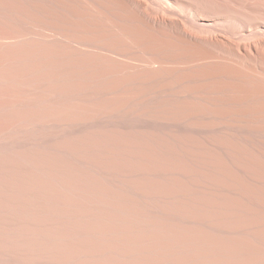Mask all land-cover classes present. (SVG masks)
I'll use <instances>...</instances> for the list:
<instances>
[{
  "label": "rangeland",
  "instance_id": "obj_1",
  "mask_svg": "<svg viewBox=\"0 0 264 264\" xmlns=\"http://www.w3.org/2000/svg\"><path fill=\"white\" fill-rule=\"evenodd\" d=\"M18 1L20 2V4ZM52 1L54 2L49 5L47 4V6L41 4L39 0H30L31 3H36V6L38 4L42 5L40 11L38 10L40 9L39 6H37L38 9L35 6V9H37L36 14L32 11L31 8L29 9L30 6H34L33 3L32 5L31 3H29L30 5H27L23 0H0V2H2V5L0 3V24H8L7 27H5L4 25H1L2 27L0 26V29L2 28L0 30L2 31L0 32V264H178L181 261L183 262H181L180 264H195L199 260V262L202 263L198 264H226L227 261H229L228 264H239L240 262V264H264V258H261L264 257V210L259 208L263 205L261 202L264 203V188L258 189V187L250 186L248 184L244 185L240 181L241 177L239 176V174L235 175V173L231 172V170L229 169L233 168L232 165L234 163H241L237 165H241L243 167L245 166L246 169L248 168L251 171H253L254 169L255 174L258 177L262 176L261 178H263V159L260 162H253L247 157H240L239 154L234 153V151L231 152L235 156V159H232V163L234 160L236 161L233 164L228 163L227 161H225L224 155L220 157L216 153L202 151L193 143V140L189 136L178 131L170 132V127L164 125L165 127H167L165 128L164 126H161L163 124H159V120H163L164 122L165 120H170L168 122H175L174 124H177L178 122L192 123L191 121L196 122L199 120H204L203 118H200L202 114L207 115L210 121L213 122L217 119L220 120L219 116L213 118L214 113H221L222 115H224V117H222L223 121L235 122L237 119L236 122L238 123H243L245 121L247 123H251V125H253L256 130L259 129L261 131H264V109L262 111V108H264L262 106L264 105V98H256V100L252 99L251 101H248L249 103L244 102L241 99V104H230V101L232 99H236L235 91L231 89L230 86L233 82H230V80H224V84L226 85L224 86V89L221 90V92L223 93L219 94V97L221 96L224 100L227 99V102H229V104H223L222 109H220V107H211L206 97L209 96L208 99L211 97L209 90L211 89L210 84L212 83V81L209 78L200 81V79L196 77L204 76L202 74L208 75L207 70H204L206 67L199 64V62L201 63V57H197L201 56V54L196 49L186 47L185 45L180 44L176 41H158L150 32L139 28L135 22L133 23L129 21V16L126 13L111 7L110 3L109 7L111 8V14L112 12L114 14H109V18L117 22L119 21L118 23L125 25L127 28H130L131 32L133 31V33H131L126 41H123V43L125 42L124 44H117L116 40L114 39L113 41L110 40L109 42H106L101 38V36H99L98 33H87L89 31H87V29L85 30V28H87V23L89 22V20L88 22H86L87 20L85 21L82 18L76 19L74 14L64 10L68 9L69 6L67 5V3L71 0H59L60 2L58 0ZM89 1L92 4L94 2V0ZM5 2L7 4H5ZM96 2L99 3V6L102 5V8L106 7L105 5H108L105 0H97ZM258 2L264 4V0H258ZM21 4H25L24 8L23 5L21 6ZM16 5H19L20 7H17ZM12 6H14V8ZM25 6L27 7V13L25 10ZM62 7L64 9H62ZM69 8H71V6ZM58 10L60 11V13ZM22 11L24 13H21ZM57 11L59 14L57 13ZM45 13L50 17H46V15H44ZM17 14L21 19L19 18V16L17 17ZM7 15L9 16L8 18ZM33 15H37V17L33 19ZM12 16L13 18H11ZM30 17L32 19H30ZM120 17L121 19H119ZM124 17L127 19H125ZM58 18L59 20H61V22L58 20ZM19 19L20 21H22L23 19L28 21L30 19L29 21L31 22V24H33L34 28L27 25H24V28ZM2 20L4 21L2 22ZM33 20H36L37 22ZM67 21L70 23V25ZM74 24L77 26H75ZM51 25L52 27H50ZM22 28L24 31H22ZM42 28L46 29L47 31L42 30ZM77 28H79L80 31ZM28 29L43 31L45 34L48 32L49 36L57 34L55 38L58 40V42L55 41V43H58V45H56L55 50H68L69 52H73L74 56H72L71 58L67 56V59L52 57L43 60L39 58L33 59L30 55L29 57L25 48L26 46L24 47L25 44L22 40H20L21 38L19 37L21 36V34H25L26 30ZM72 29H76L77 32L76 30L74 31ZM4 31H9V33H5ZM90 34L94 36L89 37ZM68 36H72L71 39ZM75 37H78L79 39H76ZM6 38H9L8 41ZM68 38L72 40V42L66 43L65 39ZM95 38L98 40H95ZM11 41L14 42L11 43ZM98 41L99 43H97ZM6 42L10 43L7 44ZM173 42L176 44H174ZM72 44H74L75 46ZM104 45H108L110 48L115 49L114 51H108L103 48ZM117 47L124 48L125 50L127 49V51L130 49L128 52L131 53H129V55L127 56L129 59L127 57H118L115 54ZM11 49L17 50V57L23 60V64H20V66L13 62L12 57L16 55H11ZM149 49H151V53L149 52L150 54L148 53ZM91 50L95 51L93 52ZM7 52L10 54H8ZM195 53L197 54V56ZM108 55L111 57H109ZM163 55H165V58ZM24 57L25 60L23 59ZM104 57L105 60L103 59ZM139 57H141L142 59ZM173 57L174 60L172 61ZM192 57L194 58L192 59ZM82 58H85V60H83ZM133 58H136V60H134ZM109 60L111 62H109ZM133 60L135 61V63ZM137 61H139L140 63ZM165 61H167L166 64L168 65H165ZM187 62L189 65L185 64ZM107 63H110L111 65ZM169 63L172 65L170 66ZM195 63H197L196 66ZM11 64L12 66H10ZM162 64L164 65L162 66ZM36 65L39 67H37ZM157 65H159L160 68H158ZM172 66L173 68H175L173 69ZM181 66H183V68H185L186 66V69L184 70ZM113 68H115L116 70L119 69L117 70V73ZM71 69L73 70V72L71 71ZM191 69L194 70L195 73H193L194 71H192ZM109 70H114V72L111 73H115L117 74V76L113 78L110 75ZM51 72L54 74H52ZM60 72L63 73L60 74ZM64 72L66 75L64 74ZM196 72L198 73L196 74ZM199 72L201 73L199 74ZM78 73L85 76L87 75L88 77L89 75H98V77L102 78V80L100 79V81L98 80L97 82H93L90 84L88 82L89 87L91 88L92 86L91 89L103 88L106 87V85H114L119 89L124 88V90H129L130 92L134 89L133 92L135 91V95L138 94V96H141V98L144 100H141V103L134 102L128 104L127 106H125L124 104V108L120 104H116L114 106H106L103 105L102 102H98L97 104H95L84 101L83 99H87L91 95H87L85 93H82L83 95L80 94L81 91L78 89L77 85L78 79L74 80L72 77L73 74ZM155 73L159 74V76ZM186 74L189 75L187 76ZM19 77L22 79L20 80ZM179 80H181L182 82ZM22 84L25 86H22ZM68 87L71 88L69 89ZM14 88H16V90ZM76 88L78 89V91L75 90ZM24 89L31 90L34 92V94L36 93V104H31L26 100L28 99V96L26 95ZM186 89H188V91ZM139 90L140 92H138ZM192 90L195 92V95ZM159 91H161L160 94ZM168 91H170L171 93H168ZM206 91H208L207 94H205ZM166 92L170 96H166ZM16 94L18 95L16 96ZM199 96L202 97L200 98ZM51 97L55 98L53 99ZM10 98L13 100H11ZM66 98H69V100H67ZM240 98L241 97H239V99ZM75 102L77 105L75 104ZM84 102H86L85 105ZM190 102L193 105H191ZM254 102L256 103L254 104ZM46 103L49 106L46 105ZM250 107L252 109H250ZM205 111L208 113H206ZM190 112L193 113V115ZM103 114H105V116H109V118L113 120H116L115 122H120L124 119L130 121L132 119L134 124L132 125V127L134 126L135 128L131 129V127H129V124H131L132 121L131 123L129 122V126L126 124L124 126V123L121 125L124 126V128L127 126V129H108L104 128L103 126L93 125L97 123V121H100V118L104 117ZM162 114L165 116V118ZM258 114H260L261 116ZM232 116L235 117V119ZM157 118L159 122L155 121ZM141 123H147L153 125L154 127L156 126L155 128H157V125H159V128L161 129L159 131L156 129L152 132L148 130V132L144 131L145 133H141V131L143 130L139 127V124ZM154 123L156 125H154ZM162 128H165L164 131L162 130ZM209 137H211V139H214V137L211 135ZM54 144L58 145L55 146ZM50 145L52 147H50ZM152 146L155 148L153 149ZM225 146H227L226 149L230 148L232 149V151L235 148L239 149L240 147L239 145L233 144L230 140L228 142H225ZM241 149L242 147H240V150ZM197 155L200 156L198 157ZM219 158L224 159L220 160ZM195 160L197 163L195 162ZM218 162H220L221 165ZM250 162L252 163L250 164ZM252 164L256 167H253ZM130 167L131 169H129ZM193 167L196 168L195 171ZM227 170H229V172L231 173L229 174ZM194 172H196L197 174ZM259 172H261L262 174ZM227 173L230 176H228ZM258 174L261 175L259 176ZM224 176H226L228 179ZM218 177L219 179L217 180ZM109 178L113 181V185L111 183L112 181ZM193 180H196V183ZM232 182L234 185L232 184ZM114 185L117 186L115 187ZM220 186H222V188ZM233 187L235 188V191ZM236 187L239 189H237ZM188 191L190 193H188ZM224 192L228 193L230 196L228 194H224ZM234 193L236 196L234 195ZM205 194H207L208 196ZM219 194L222 195V198ZM218 195L220 197H218ZM246 197L248 198V200ZM229 198L232 202L231 204ZM213 199L215 200L213 201ZM259 199L260 201H258ZM226 200L227 202H225V205L223 204V201ZM218 203L220 206H217ZM227 204L230 206L228 207ZM248 204H250L251 207ZM222 205H225L224 208ZM246 205L248 210L244 211V209H246ZM159 209L162 210V212ZM217 210H219L220 212ZM169 211L172 212L170 213ZM220 215H222L223 217ZM257 216L260 218H258ZM164 221H168V223H165ZM242 222L243 224H241ZM241 226H248V228L250 227L249 230L253 232H250L247 227L242 228ZM229 227H233L234 229H231ZM174 228L177 229L175 230ZM178 228L183 231L179 230ZM185 228H187L188 232L187 230H185ZM261 228L263 229L261 230ZM183 232L190 234L184 235ZM175 234H178V236H176ZM241 234L243 235V237ZM179 235H184V238ZM187 235L189 238H187ZM245 236L248 238L251 237L249 241H247L248 238L246 239ZM176 237H180L178 238L179 240ZM219 238L220 240L218 241L217 239ZM209 239L213 242H211ZM241 239H243V241H241ZM234 240L236 241V243L234 242ZM247 242L250 246L247 244ZM202 244L204 245L202 246ZM229 244L231 246H229ZM251 245L253 247H251ZM246 246L251 248H248V251H246ZM241 247H243V250L241 249ZM255 247H257V252H255ZM240 249L241 251H239ZM251 249L252 251L254 249V252H252ZM260 249L263 253L260 252ZM233 251L236 253H234ZM246 253L248 254V256ZM256 253H258V256ZM181 254L183 256H181ZM184 254L187 255L186 257L188 258V260H186ZM176 256L178 258L182 257L180 261ZM216 256H219L220 259H218ZM196 257H200V259L198 260V258ZM226 258L229 260H227ZM177 259L179 262L177 261ZM208 259H210V261ZM237 259L240 260V262L235 261ZM242 259L244 260L242 261ZM250 259L251 261H253L251 262ZM206 260H208V262ZM231 260L234 262H231Z\"/></svg>",
  "mask_w": 264,
  "mask_h": 264
},
{
  "label": "bare ground",
  "instance_id": "obj_2",
  "mask_svg": "<svg viewBox=\"0 0 264 264\" xmlns=\"http://www.w3.org/2000/svg\"><path fill=\"white\" fill-rule=\"evenodd\" d=\"M3 1V0H2ZM5 1V0H4ZM16 1V0H15ZM27 5L30 2V0H23ZM35 1V0H33ZM59 1V0H58ZM93 1V0H92ZM97 0H94L93 4L90 3L89 0H71L70 2L67 3V5L71 8L68 7V9H64L62 7V9H64L65 11L69 12V13H72L74 14L75 18H82L83 20H87L86 22H89L87 23V28H85V30L87 29V33H98L99 36H101V38L104 40V41H110L113 39L116 40V43L117 44H120V43H123V41L127 40L129 38V36L131 35V33H133V31L131 32L130 28H127L125 25L123 24H120L118 23L117 21H114L113 19H110L109 18V14H111V8L109 7V3L111 4V7H113L114 9L116 8V10H119V11H122L124 13H126L128 16H129V21L131 22H135L139 28L147 31V32H150L158 41H164V40H168L169 42L171 41H176V42H179L180 44H183L185 45L186 47H189V48H193V49H196L200 54L201 56L197 57V58H200L201 57V63L199 62V64L201 66H205L206 68L204 69L205 71L207 70V74H202L204 76H196L197 78L201 80H206V79H210L212 81V83L210 84V87L211 89L209 90V93H210V98L207 100L209 101V104L211 105V107H215V108H219L222 109L223 108V104H226L229 102H227V99L224 100L221 96L219 97V94L223 93L221 92V90L224 89V86L226 84H224V80H230V82H233L230 86H231V89H233L235 91V95H236V99H232L230 102V104H241V99L244 101V102H248V101H251L252 99H255L256 98H264V4L261 3V2H258V0H201V1H197V0H105L107 2L108 5H105L106 7L102 8V5L101 8L100 6L98 5L99 3L96 2ZM103 1V0H102ZM8 2V1H7ZM19 2V1H18ZM17 2V3H18ZM39 2L41 4H44V5H49L51 4L52 0H39ZM60 2V1H59ZM1 5H2V2H0ZM33 3V2H32ZM31 3V5H32ZM73 3V5H72ZM5 4H7L5 2ZM20 4V2H19ZM34 4V3H33ZM36 4V3H35ZM34 6H28L29 9L31 8L33 12L36 13V10L38 9L37 6H39L40 9H38L39 11L41 10L42 8V5H35ZM60 4V3H58ZM57 4V5H58ZM106 4V3H105ZM23 4H21L22 6ZM25 5V4H24ZM24 5H23V8H24ZM30 5V4H29ZM47 5V6H48ZM57 5H56V8H57ZM10 6V5H9ZM17 6V5H16ZM19 6V5H18ZM17 6V7H18ZM35 6L37 9H35ZM51 6H54V5H51ZM73 6V7H72ZM76 6V8H75ZM14 8V6H12ZM20 7V6H19ZM60 7V6H58ZM8 8V7H6ZM26 6H25V10H26ZM55 8V7H54ZM67 8V7H65ZM22 10V9H21ZM55 10V9H54ZM18 11V10H16ZM45 11V9H44ZM42 11V12H44ZM49 11V10H48ZM59 11V10H58ZM57 11V13H58ZM50 12V11H49ZM53 12V11H52ZM4 13V12H3ZM13 13V12H12ZM17 13V12H16ZM21 13H24L23 11ZM26 13H27V10H26ZM54 13V12H53ZM60 13V11H59ZM58 13V14H59ZM31 14V13H30ZM37 14V13H36ZM42 14V13H41ZM49 14V13H48ZM63 14V13H62ZM114 13L112 12L111 15H113ZM2 15V14H1ZM4 15V14H3ZM14 15V14H13ZM46 15V17H48L49 15H47L46 13L44 14ZM121 15V13H120ZM11 16V15H10ZM19 15L17 14V17ZM24 16V15H23ZM39 16V15H38ZM54 16V15H53ZM58 16V15H57ZM73 16V15H71ZM9 16L7 15V18ZM33 19H35L37 17V15H33ZM50 17V16H49ZM61 17V16H60ZM117 17V16H116ZM123 17V16H122ZM13 18V16L11 17ZM20 18V16H19ZM40 18V17H39ZM53 18V17H52ZM85 18V19H84ZM87 18V19H86ZM113 18V17H112ZM125 18V17H124ZM15 19V18H14ZM21 19V18H20ZM19 19V21H20ZM30 19H32L30 17ZM29 19V20H30ZM57 19V18H56ZM62 19V18H61ZM73 19V18H72ZM121 19V17L119 18ZM127 19V18H125ZM26 21V20H22L20 21L22 24H23V27L24 25H27V26H31L33 27V24H31L30 21ZM37 20V19H36ZM36 20H33L35 22H37ZM39 20V19H38ZM59 20V18H58ZM66 20V18H65ZM64 20V21H65ZM4 20H2L3 22ZM32 21V22H33ZM44 21V20H43ZM61 22V20H59ZM70 21V20H69ZM78 21V20H77ZM123 21V20H122ZM30 22V23H29ZM68 22V21H67ZM82 22V21H80ZM18 23V21H17ZM16 23V24H17ZM20 23V25H21ZM54 23V22H53ZM52 23V25H53ZM58 23V22H57ZM64 23V22H63ZM69 23V22H68ZM79 23V22H78ZM84 23V21H83ZM6 24V23H5ZM56 24V23H55ZM62 24V23H61ZM86 24V23H85ZM125 24V22H124ZM1 25H4L3 24H0ZM8 24L4 25L5 27H7ZM11 25V24H10ZM46 25V24H45ZM52 25L50 27H52ZM60 25V24H59ZM70 25V23H69ZM72 25V24H71ZM75 25V24H74ZM63 26V25H62ZM61 26V27H62ZM65 26V24H64ZM77 26V25H75ZM81 26V25H80ZM2 27V26H1ZM10 27V26H8ZM21 27V26H20ZM60 27V26H59ZM83 27V26H82ZM25 28V27H24ZM34 28V27H33ZM40 28V27H39ZM45 28V27H44ZM42 28V30H45L47 31L46 29ZM56 28V27H54ZM58 28V27H57ZM71 28V27H70ZM132 28V27H131ZM2 29V28H1ZM0 29V30H1ZM5 29V28H4ZM3 29V30H4ZM17 29V28H16ZM21 29V28H20ZM79 29V28H77ZM140 29V30H141ZM12 30V29H11ZM14 30V29H13ZM60 30V29H59ZM65 30V28H64ZM72 30H76V29H72ZM135 30V29H134ZM138 30V28H137ZM10 31V30H9ZM9 31H6L9 33ZM16 31V30H15ZM22 31L23 28H22ZM54 31V30H53ZM69 31V30H68ZM80 31V29H79ZM83 31V30H82ZM2 32V31H0ZM5 32V31H4ZM5 32V33H6ZM17 32V31H16ZM51 32V31H50ZM60 32V31H59ZM62 32H63V29H62ZM77 32V30H76ZM84 32V31H83ZM137 32V31H136ZM86 33V31H85ZM146 33V32H145ZM47 34V35H46ZM44 33L43 31H38V30H26L25 34H21V36H19L23 42H24V47L26 48V51L28 53V56L30 55L33 59H36V58H39V59H48V58H54V57H59V58H66L67 56L69 58H71L72 56H74V53L73 52H69L68 50H64V51H56L55 50V47L56 45H58V43L56 44V42H58V40L55 38V35H51L49 36L48 35V32L47 33ZM52 34V33H50ZM69 34V33H68ZM4 35V34H3ZM12 35V34H10ZM17 35V34H16ZM20 35V34H19ZM65 35V34H64ZM80 35H81V32H80ZM87 35V34H86ZM89 35V34H88ZM142 35V34H141ZM144 35V34H143ZM152 35H149V36H152ZM74 36V35H72ZM71 36V37H72ZM85 36V35H84ZM91 36H94V35H91ZM145 36V35H144ZM1 37H2V33H1ZM69 37V36H68ZM71 37H69L71 39ZM88 37V36H87ZM4 38V37H3ZM11 38V37H10ZM14 38V37H13ZM12 38V39H13ZM65 38V37H64ZM65 39L66 43H70L72 42V40L70 39ZM76 38V37H75ZM78 38V37H77ZM76 38V39H77ZM82 38V37H81ZM100 38V39H101ZM141 38V37H140ZM139 38V39H140ZM143 38V37H142ZM147 38V37H146ZM7 39V38H6ZM9 39V38H8ZM7 39V41H8ZM17 39V38H16ZM60 39V37H59ZM62 39V38H61ZM73 39V38H72ZM75 39V40H76ZM79 39V38H78ZM88 39V38H87ZM132 39V38H131ZM135 39V38H134ZM93 40V39H92ZM91 40V41H92ZM95 40H98L95 38ZM2 41V40H1ZM10 41V40H9ZM21 41V42H22ZM85 41V40H84ZM88 41V40H87ZM94 41V40H93ZM100 41V40H99ZM99 41L97 43H99ZM5 42V41H4ZM14 41H11V43H13ZM20 42V43H21ZM22 42V43H23ZM86 42V41H85ZM84 42V43H85ZM128 42V41H127ZM126 42V43H127ZM153 42V41H152ZM165 42V41H164ZM7 44H9L8 42H6ZM88 43V42H87ZM90 43V41H89ZM113 43V42H111ZM125 43V42H124ZM123 43V44H124ZM137 43V42H136ZM149 43V42H148ZM174 43V42H173ZM6 44V45H7ZM75 44V43H74ZM72 44V45H74ZM104 44V43H103ZM138 44V43H137ZM160 44V43H159ZM169 44V43H168ZM171 44V43H170ZM176 44V43H174ZM178 44V43H177ZM1 45V44H0ZM4 45V44H3ZM23 45V44H22ZM68 45V44H67ZM80 45V44H78ZM99 45V44H98ZM111 45V44H110ZM115 45V44H114ZM135 45V44H134ZM140 45V44H139ZM179 45V44H178ZM75 46V45H74ZM92 46V45H91ZM102 46V45H101ZM116 46V45H115ZM118 46V45H117ZM123 46V45H122ZM170 46V45H169ZM11 47V46H10ZM20 47V46H19ZM60 47V46H59ZM83 47V46H82ZM99 47V46H97ZM96 47V48H97ZM129 47V46H127ZM152 47V46H151ZM166 47V46H165ZM16 48V47H14ZM86 48V47H85ZM104 49L106 50H111V51H114L115 48H110L108 45H104L103 46ZM139 48V47H138ZM168 48V46H167ZM174 48V46H173ZM8 49V48H7ZM95 49V48H94ZM98 49V48H97ZM122 49V50H120ZM172 49V48H171ZM179 49V48H178ZM10 50V49H9ZM78 50V49H77ZM76 50V51H77ZM130 50V49H129ZM128 50V51H129ZM138 50V49H137ZM151 49L148 50V53L150 52ZM165 50V49H164ZM168 50V49H167ZM20 51V50H19ZM75 51V52H76ZM86 51V49H85ZM93 51V50H91ZM95 51V50H94ZM93 51V52H94ZM127 49L125 50L124 48H118L116 49L115 51V54L118 56V57H127L129 55V53L131 52H128ZM140 51V50H139ZM156 51V50H155ZM170 51V50H169ZM172 51V50H171ZM179 51V50H178ZM192 51V50H191ZM81 52V51H80ZM84 52V51H83ZM106 52V51H105ZM146 52V51H145ZM167 52V51H166ZM1 53V52H0ZM8 53V52H7ZM6 53V54H7ZM20 53V52H19ZM108 53V52H107ZM141 53V52H140ZM151 53V52H150ZM149 53V54H150ZM193 53V52H192ZM198 53V55H199ZM5 54V53H4ZM10 54V53H8ZM7 54V55H8ZM17 54V50L15 49H11V55H16ZM94 54V53H93ZM96 54H99V53H96ZM103 54V53H102ZM109 54V53H108ZM155 54V53H154ZM173 54V53H171ZM170 54V55H171ZM176 54V53H175ZM185 54V53H184ZM189 54V53H188ZM194 54V53H193ZM196 54V53H195ZM25 55V54H24ZM23 55V56H24ZM91 55V54H90ZM101 55V54H100ZM142 55V54H141ZM159 55V54H157ZM168 55V53H167ZM183 55V54H182ZM19 56V55H18ZM22 56V55H21ZM29 56V57H30ZM88 56V55H86ZM109 56V55H108ZM138 56V55H137ZM146 56V55H145ZM162 56V55H161ZM164 58H165V55H163ZM173 56V55H172ZM171 56V57H172ZM175 56V55H174ZM197 56V54H196ZM1 57V56H0ZM77 57V56H76ZM92 57V56H91ZM97 57V56H95ZM111 57V56H109ZM143 57V56H142ZM147 57V56H146ZM157 57V56H156ZM154 57V58H156ZM160 57V56H159ZM168 57V56H167ZM184 57V56H183ZM3 58V57H2ZM6 58V57H5ZM68 58V60H69ZM75 58V57H74ZM80 58H81V55H80ZM88 58V57H87ZM94 58V57H93ZM128 58V57H127ZM141 58V57H139ZM161 58V57H160ZM163 58V59H164ZM186 58V57H185ZM189 58V57H188ZM194 57H192L193 59ZM7 59V58H6ZM10 59V58H9ZM13 59V62L16 63L18 66H20V64H23V60L21 58H18L17 55L16 56H13L12 57ZM11 59V60H12ZM25 60V57L23 58ZM67 59V58H66ZM83 59V58H82ZM92 59V58H91ZM101 59V57H100ZM99 59V60H100ZM105 60V57L103 58ZM129 59V58H128ZM131 59V58H130ZM134 59V58H133ZM142 59V58H141ZM40 60V61H42ZM56 60V59H55ZM72 60V59H71ZM74 60V59H73ZM85 60V58L83 59ZM95 60V59H93ZM116 60V59H115ZM127 60V59H126ZM136 60V58L134 59ZM133 60V61H134ZM166 60V59H165ZM174 60V57L172 58V61ZM199 60V61H200ZM7 61V60H5ZM29 61V60H28ZM27 61V62H28ZM61 61V60H60ZM81 61V59H80ZM101 61V60H100ZM103 61V60H102ZM118 61V60H117ZM124 61V59H123ZM131 61V60H129ZM146 61V60H145ZM171 61V63H172ZM181 61V60H180ZM192 61V60H191ZM190 61V62H191ZM195 61V60H194ZM3 62V61H2ZM71 62V61H70ZM74 62V61H73ZM109 62H111L109 60ZM119 62V61H118ZM139 62V61H137ZM151 62V60H150ZM153 62V61H152ZM155 62V61H154ZM161 62V61H160ZM167 61H165V65H168L166 64ZM170 62V60H169ZM186 62V61H185ZM193 62V61H192ZM196 62V61H195ZM7 63V62H6ZM10 63V62H9ZM38 63V62H37ZM60 63V62H59ZM67 63V62H66ZM65 63V64H66ZM98 63V61H97ZM125 63V62H124ZM130 63V62H129ZM128 63V64H129ZM135 63V61H134ZM140 63V62H139ZM158 63V61H157ZM162 63V62H161ZM163 63H164V60H163ZM180 63V62H179ZM3 64V63H2ZM32 64V63H31ZM49 64V63H47ZM54 64V63H53ZM77 64V63H76ZM79 64V63H78ZM90 64V63H89ZM109 65H111L110 63H107ZM114 64V63H113ZM118 64V63H116ZM123 64V63H122ZM127 64V65H128ZM148 64V63H147ZM170 64V63H169ZM183 64V62H182ZM185 64H188L185 63ZM191 64V63H190ZM197 63H195V66H196ZM102 65V64H101ZM135 65V64H134ZM133 65V66H134ZM164 64H162L163 66ZM172 64H170L171 66ZM175 65V63H174ZM173 65V66H174ZM189 65V64H188ZM8 66V65H7ZM12 66V64L10 65ZM37 66V65H36ZM43 66V65H42ZM48 66V65H47ZM61 66V65H60ZM136 66V65H135ZM158 68H160L159 65H157ZM172 66V68H173ZM187 66V65H186ZM186 66L185 68H183V66H181L184 70L186 69ZM198 66V65H197ZM15 67V66H14ZM31 67V66H29ZM39 67V66H37ZM41 67V65H40ZM45 67V66H44ZM64 67V66H63ZM77 67V66H76ZM82 67V66H81ZM93 67V66H92ZM146 67V66H145ZM152 67V66H151ZM165 67V66H164ZM168 67V66H167ZM190 67V66H189ZM188 67V68H189ZM53 68V67H52ZM55 68V67H54ZM69 68V67H68ZM150 68V67H149ZM154 68H157V67H154ZM162 68V67H161ZM171 68V69H172ZM175 68V67H174ZM173 68V69H174ZM187 68V69H188ZM40 69V68H39ZM59 69V68H58ZM107 69V68H106ZM110 69V68H109ZM115 69V68H113ZM125 69V68H124ZM143 69V68H142ZM151 69V68H150ZM153 69V68H152ZM14 70V69H13ZM19 70V69H18ZM57 70V69H56ZM62 70V69H61ZM60 70V71H61ZM82 70V69H81ZM99 70V69H98ZM104 70V69H103ZM119 70V69H117ZM117 70L115 69L116 73H117ZM159 70V69H158ZM165 70V68H164ZM178 70V69H177ZM192 70V69H191ZM203 70V69H201ZM17 71V70H16ZM21 71V70H20ZM30 71V70H29ZM54 71V70H53ZM71 71L73 72V70L71 69ZM106 71V70H105ZM110 71V70H109ZM129 71V70H128ZM150 71V70H149ZM153 71V70H152ZM194 71V70H192ZM192 71H186V72H192ZM198 71V70H196ZM33 72V71H32ZM44 72V71H43ZM83 72V71H81ZM111 72H114L113 71H110V75L115 78L117 76V74L115 73H111ZM120 72V71H119ZM139 72V71H138ZM161 72V71H160ZM168 72H171V71H168ZM173 72V71H172ZM185 72V73H186ZM202 72V71H201ZM199 72V74L201 73ZM14 73V72H13ZM18 73V72H17ZM52 73V72H51ZM63 73V72H60V74ZM68 73V72H67ZM106 73V72H105ZM104 73V74H105ZM108 73V74H109ZM150 73V72H149ZM183 73V72H181ZM195 73V71L193 72ZM198 72H196L197 74ZM203 73V72H202ZM54 74V73H52ZM65 74V72H64ZM84 74V73H83ZM97 74V73H96ZM99 74V73H98ZM119 74V73H118ZM121 74V73H120ZM142 74V73H140ZM151 74V73H150ZM156 74V73H155ZM163 74V73H162ZM195 74V75H196ZM28 75V74H27ZM32 75V74H31ZM39 75V74H37ZM66 75V74H65ZM100 75V74H99ZM123 75V74H122ZM125 75V74H124ZM153 75V74H152ZM159 76V74H156ZM161 75V74H160ZM171 75V74H170ZM174 75V74H173ZM180 75V74H178ZM187 76L189 74H186ZM194 75V76H195ZM206 75V76H205ZM19 76V74H18ZM139 76V75H138ZM165 76V75H164ZM183 76V75H182ZM71 77V76H70ZM69 77V78H70ZM73 79L74 80H77L78 83V89L81 91V95H83L82 93H85L87 95H91L89 96V98L87 99H83L84 101H88L89 103H95L97 104L98 102H102L103 105H106V106H114L116 104H120L121 106H123L125 104V106H127L128 104L130 103H134V102H139L141 103L140 101L141 100H144L141 98V96H138V94L135 95V91L133 92V90L130 92L129 90H124L123 89H119L117 88V86H108L106 85V87H103V88H98V89H91L89 87V84L90 83H93V82H97L98 80L100 81V79L102 80V78L98 77V75H89V77L86 75H81V74H73L72 75ZM98 77V78H97ZM125 77V76H124ZM156 77V76H155ZM162 77V76H161ZM167 77V76H166ZM177 77V76H176ZM184 77V76H183ZM190 77V76H189ZM20 78V77H19ZM23 78V76H22ZM20 78V80L22 79ZM63 78V77H62ZM61 78V79H62ZM65 78V77H64ZM97 78V79H96ZM111 78V79H113ZM122 78V77H121ZM134 78V77H133ZM140 78V77H139ZM192 78V77H191ZM54 79V78H53ZM72 79V78H71ZM110 79V78H109ZM127 79V78H126ZM137 79V78H136ZM142 79V77H141ZM150 79V77H149ZM148 79V80H149ZM171 79V78H170ZM186 79V78H185ZM198 79V80H199ZM52 80V79H51ZM106 80V79H105ZM119 80V79H118ZM117 80V81H118ZM209 80V81H210ZM36 81V80H35ZM66 81V79H65ZM71 81V80H69ZM127 81V80H126ZM134 81V80H133ZM143 81V80H142ZM176 81V80H175ZM181 81V80H179ZM24 82V81H23ZM50 82V80H49ZM89 82V84H88ZM111 82V81H109ZM114 82V81H113ZM144 82V81H143ZM154 82V81H153ZM157 82V81H156ZM182 82V81H181ZM76 83V82H75ZM85 83V84H84ZM87 83V84H86ZM104 83V82H102ZM139 83V82H138ZM145 83V82H144ZM180 83V82H179ZM64 84V83H63ZM71 84V83H70ZM95 84V83H94ZM127 84V83H126ZM140 84V83H139ZM181 84V83H180ZM229 84V83H228ZM73 85V84H71ZM110 85V84H109ZM116 85V84H115ZM172 85V84H171ZM188 85V84H186ZM205 85V84H204ZM203 85V87H204ZM207 85V84H206ZM22 86H25L22 84ZM74 86V85H73ZM72 86V87H73ZM202 86V85H201ZM209 86V85H208ZM19 87V86H17ZM31 87V86H30ZM36 87V86H35ZM50 87V86H49ZM66 87V86H64ZM75 87V86H74ZM95 87V86H94ZM187 87V86H186ZM227 87V86H226ZM42 88V86H41ZM45 88V87H44ZM69 88V87H68ZM71 88V87H70ZM69 88V89H70ZM139 88V87H138ZM202 88V87H201ZM16 90V88H14ZM21 89V88H20ZM26 89V88H25ZM24 89V90H25ZM38 89V88H37ZM62 89V88H61ZM78 89L76 88L75 90L78 91ZM137 89V88H136ZM135 89V90H136ZM168 89V88H167ZM185 89V88H184ZM205 89V88H204ZM230 89V90H231ZM1 90V89H0ZM7 90V89H6ZM10 90V89H9ZM18 90V89H17ZM44 90V89H43ZM59 90V89H58ZM65 90V89H64ZM63 90V91H64ZM138 90V89H137ZM181 90V89H180ZM188 91V89H186ZM191 90V89H190ZM198 90V88H197ZM203 90V89H202ZM55 91V90H53ZM62 91V92H63ZM72 91V90H71ZM79 91V92H80ZM196 91V90H195ZM233 91V92H234ZM7 92V91H6ZM16 92V91H15ZM14 92V93H15ZM57 92V91H56ZM140 92V90L138 91ZM137 92V93H138ZM174 92V91H173ZM176 92V90H175ZM179 92V91H178ZM184 92V91H183ZM192 92H194L192 90ZM13 93V94H14ZM20 93V92H19ZM25 93L26 95L28 96V99H26L29 103L33 104L35 103L36 99H35V94L33 91L31 90H25ZM41 93V92H40ZM45 93V92H44ZM143 93V92H142ZM161 93V91H159V94ZM168 93H171L170 91H168ZM166 92V96H170ZM208 91H206L205 94H207ZM71 94V92H70ZM79 94V95H80ZM173 94V93H172ZM180 94V93H179ZM189 94V92H188ZM226 94V93H225ZM15 95V94H14ZM18 94H16L17 96ZM78 95V94H77ZM140 95V94H139ZM178 95V93H177ZM175 95V96H177ZM194 95H195V92H194ZM193 95V96H194ZM234 95V96H235ZM53 96V94H52ZM68 96V95H67ZM76 96V95H75ZM144 96H145V93H144ZM158 96V94H157ZM162 96V95H161ZM13 97V96H12ZM42 97V96H41ZM147 97V96H146ZM182 97V96H181ZM197 97V95H196ZM200 97V96H199ZM202 97V96H201ZM200 97V98H201ZM227 97V96H226ZM232 97V96H231ZM239 97H241L239 99ZM16 98V97H15ZM51 98H55V97H51ZM72 98V97H71ZM78 98V97H77ZM83 98V97H82ZM176 98V97H175ZM179 98V97H178ZM205 98V99H206ZM225 98V97H224ZM230 98V97H229ZM11 99V98H10ZM19 99V98H18ZM22 99V98H21ZM39 99V97H38ZM67 99V98H66ZM166 99V98H165ZM171 99V97H170ZM183 99V98H182ZM13 100V99H11ZM42 100V99H41ZM40 100V101H41ZM69 100V98L67 99ZM71 100V99H70ZM75 100V99H74ZM77 100V99H76ZM161 100V99H160ZM191 100V99H189ZM246 100V101H245ZM260 100V99H259ZM43 101V100H42ZM171 101V100H170ZM180 101V100H178ZM182 101V100H181ZM203 101V99H202ZM13 102V101H11ZM23 102V101H22ZM51 102V101H50ZM66 102V101H65ZM87 102V103H88ZM160 102V101H159ZM174 102V101H173ZM176 102V101H175ZM184 102V101H183ZM243 102V103H244ZM53 103V102H52ZM56 103V102H55ZM61 103V102H60ZM80 103V102H79ZM82 103V102H81ZM86 102H84V105H85ZM181 103V102H180ZM189 103V102H188ZM187 103V104H188ZM191 103V102H190ZM249 103V102H248ZM256 102H254L255 104ZM36 104V103H35ZM40 104V103H39ZM76 104V102H75ZM74 104V105H75ZM177 104V103H176ZM185 104V103H184ZM263 104V103H262ZM15 105V103H14ZM13 105V106H14ZM29 105V104H28ZM42 105V104H41ZM46 105H48L46 103ZM51 105V104H50ZM69 105V104H67ZM77 105V104H76ZM83 105V104H82ZM83 105V106H84ZM161 105V104H160ZM191 105H193L191 103ZM49 106V105H48ZM71 106V105H70ZM253 106V105H252ZM264 107V105H262ZM11 107V106H10ZM73 107V106H72ZM101 107V106H100ZM159 107V106H158ZM193 107V106H192ZM229 107V106H228ZM238 107V106H237ZM240 107V106H239ZM243 107V106H242ZM89 108V106H88ZM110 108V107H109ZM124 108V106H123ZM185 108V107H184ZM199 108V107H198ZM248 108V107H247ZM261 108V106H260ZM191 109V108H189ZM202 109V108H200ZM238 109V108H237ZM250 109H252L250 107ZM264 108H262V111H263ZM111 110V109H110ZM130 110V109H129ZM161 110V109H160ZM232 110V109H231ZM95 111V110H94ZM154 111V110H153ZM156 111V110H155ZM185 111V110H184ZM193 111V110H192ZM211 111V110H210ZM243 111V110H242ZM75 112V111H74ZM196 112V111H195ZM206 112V111H205ZM223 112V111H222ZM248 112V111H247ZM246 112V113H247ZM258 112V111H257ZM84 113V112H83ZM105 113V112H104ZM158 113V112H157ZM191 113V112H190ZM201 113V112H199ZM203 113V111H202ZM208 113V112H206ZM238 113V112H237ZM259 113V112H258ZM87 114V113H86ZM96 114V113H95ZM107 114V113H106ZM193 115V113H191ZM243 114V113H241ZM249 114V113H248ZM47 115V114H46ZM71 115V114H70ZM104 117L103 118H100L101 120L100 121H97V123L93 124V125H99V126H103L104 128H108V129H113V128H122V129H127L126 127L124 128L125 124L128 125L129 122L131 123L132 119L130 121L124 119L123 121H118V122H115L116 120H113L111 118H109V116H105V114H103ZM163 115V114H162ZM230 115V114H229ZM233 115V114H232ZM260 115V114H258ZM159 116V115H158ZM164 116V115H163ZM181 116V115H180ZM212 116V115H211ZM216 116H219L220 120L217 119V120H214L213 122L210 121L209 117L207 115H204L202 114L200 118H203L204 120H199V121H196V122H193L191 121L192 123H185V122H181V123H177V124H174L175 122H168L170 120H165V122L163 120H159L158 121V118L155 120V121H158L159 124H163L161 126H168L170 127L169 130L170 132H175V131H178V132H181L187 136H189L192 140H193V143L202 151H209V152H213V153H216L218 154L220 157H222L223 155L225 156V161H227L228 163H232V159H235V156L231 153V152H234V153H237L239 154L240 157H247L249 158L251 161L253 162H260L262 159L264 161V131H261V130H256L254 128L253 125H251V123H247V122H243V123H238L236 122H229V121H223L222 120V117H224V115H222L221 113L220 114H215L214 113V116L213 118ZM261 116V115H260ZM263 116V115H262ZM59 117V116H58ZM184 117V115H183ZM233 117V116H232ZM231 117V118H232ZM57 118V117H56ZM95 118V117H94ZM137 118V117H136ZM152 118V117H150ZM165 118V116H164ZM208 118V119H207ZM235 119V117H233ZM248 118V117H247ZM246 118V120H247ZM40 119V118H39ZM78 119V118H77ZM91 119V118H90ZM173 119V118H172ZM240 119V118H239ZM128 122H126V121ZM134 120V119H133ZM142 120H145V119H142ZM154 120V119H153ZM152 120V121H153ZM253 120V119H252ZM260 120V118H259ZM39 121V120H38ZM150 121V120H149ZM151 121V122H152ZM162 121V122H161ZM178 121V120H177ZM195 121V120H194ZM243 121V120H242ZM36 122V121H35ZM147 122V121H146ZM157 122V124H158ZM38 123V122H37ZM124 123V126H121L122 124ZM137 123V122H136ZM156 123V122H155ZM154 123V125H156ZM256 124V122H255ZM263 124V123H261ZM130 125V126H129ZM128 126L132 128H135L134 126L132 127L133 124V121L131 124H129ZM259 125V124H258ZM264 125V124H263ZM160 126V127H161ZM138 127V126H137ZM139 127L141 129H143L141 131L144 132H148L149 131H155L156 129L159 131L161 128H159V125H157V128H155L153 125H150V124H147V123H141L139 124ZM165 127V126H164ZM167 128V127H165ZM165 128H162V130L164 131ZM260 128V127H259ZM129 129V128H128ZM262 129V128H261ZM264 129V127H263ZM40 130V129H39ZM88 130V129H87ZM117 130V129H116ZM115 130V131H116ZM137 130V128H136ZM135 130V131H136ZM161 130V132H162ZM127 132V131H126ZM131 132V131H129ZM128 132V134H129ZM137 132V131H136ZM149 132V133H151ZM167 132V130H166ZM165 132V133H166ZM118 133V132H117ZM125 133V132H124ZM145 133V132H144ZM157 133V132H156ZM159 133V132H158ZM131 134V133H130ZM154 134V132H153ZM163 134V133H162ZM179 134V133H178ZM127 135V134H126ZM213 136L214 139L209 136ZM157 136V135H156ZM185 137V136H184ZM143 138V137H142ZM165 138V137H164ZM37 139V138H36ZM182 140V139H181ZM214 140H218V141H214ZM231 141L233 144H236V145H239L240 147H242V149L240 150V147L239 149L238 148H235L233 151L232 149L230 148H227V146H225V142H228V141ZM157 142V140H156ZM153 143V142H152ZM230 143V142H229ZM50 144V143H49ZM55 145V144H54ZM53 145V146H54ZM58 145V144H56ZM55 145V146H56ZM151 146V145H150ZM162 146V145H161ZM195 146V147H196ZM231 146V145H229ZM233 146V145H232ZM50 147H52L50 145ZM153 147V146H152ZM236 147V146H235ZM155 147H153L154 149ZM185 148V147H184ZM54 149V148H53ZM142 149V148H141ZM219 151V152H218ZM141 152V151H140ZM218 152V153H217ZM50 153V152H49ZM130 153V152H129ZM134 153V152H133ZM150 153H153V152H150ZM201 153V152H200ZM206 153V152H205ZM174 154V153H173ZM182 154V153H181ZM184 154V153H183ZM151 155V154H150ZM172 155V154H171ZM218 155H217V159H218ZM198 156V155H197ZM200 156V155H199ZM198 156V157H199ZM133 157V156H132ZM186 157V156H185ZM203 157V156H202ZM201 157V158H202ZM214 157V155H213ZM238 157V156H237ZM167 158V157H166ZM190 158V157H189ZM194 158V157H193ZM196 158V157H195ZM212 158V157H211ZM210 158V159H211ZM246 158V160H247ZM143 159V158H142ZM146 159V158H145ZM176 159V158H174ZM179 159V158H178ZM192 159V158H191ZM209 159V160H210ZM220 159V158H219ZM224 159V158H222ZM220 159V160H222ZM149 160V159H147ZM183 160V159H182ZM189 160V159H188ZM194 160V159H193ZM192 160V161H193ZM197 160V159H196ZM195 160V162H196ZM199 160V159H198ZM202 160V159H201ZM212 160V159H211ZM210 160V161H211ZM239 160V159H238ZM178 161V160H177ZM205 161V160H204ZM215 161V160H214ZM236 160L233 161V163L235 162ZM168 162V161H167ZM188 162V161H187ZM201 162V161H199ZM240 162V161H239ZM181 163V162H179ZM184 163V162H183ZM197 163V162H196ZM203 163V162H202ZM201 163V164H202ZM216 163V162H215ZM220 164V162H218ZM232 163V164H233ZM252 162H250L251 164ZM192 164V163H191ZM195 164V163H194ZM205 164V163H204ZM210 164V163H209ZM226 164V162H225ZM235 164V163H234ZM232 165L233 168H229L231 170V172H234L235 175L236 174H239V176L241 177V183H243L244 185L248 184L250 186H254V187H258L259 188H264V177L261 178V177H258L256 174H255V171L253 169V171H251L250 169H246V167L244 166H239L237 164H241V163H237L235 165ZM244 164V163H242ZM256 164V163H254ZM262 164V163H261ZM158 165V164H157ZM156 165V166H157ZM188 165V164H187ZM198 165V164H197ZM206 165V164H205ZM212 165V164H211ZM221 165V164H220ZM253 165V164H252ZM152 166V165H151ZM196 166V165H195ZM226 166V165H225ZM246 166H247V163H246ZM251 166V165H250ZM142 167V166H141ZM184 167V166H182ZM198 167V166H197ZM209 167V166H208ZM211 167V166H210ZM215 167V166H214ZM230 167V166H229ZM249 167V166H248ZM253 167H256L253 165ZM252 167V168H253ZM259 167V166H258ZM135 168V167H134ZM194 168V171L196 170L195 167ZM192 168V170H193ZM205 168V167H204ZM131 169V167L129 168ZM186 169V168H184ZM190 169V168H189ZM207 169V168H206ZM223 169V167H222ZM168 170V169H167ZM191 170V171H192ZM209 170V169H208ZM215 170V169H214ZM200 171V170H199ZM213 171V170H212ZM216 171V170H215ZM224 171V170H223ZM229 172V170H227ZM106 172V171H105ZM128 172V171H127ZM132 172V171H131ZM180 172V171H179ZM188 172V171H187ZM225 172V171H224ZM229 172V174L231 173ZM258 172V171H257ZM177 173V172H176ZM196 173V172H194ZM261 173V172H259ZM109 174V173H108ZM124 174V173H123ZM153 174V172H152ZM197 174V173H196ZM200 174V173H199ZM217 174V173H216ZM262 174V173H261ZM261 174H258L259 176ZM195 175V174H194ZM228 175V173H227ZM103 176V175H101ZM189 176V175H188ZM218 176V175H217ZM230 176V175H228ZM110 177V176H109ZM113 177V176H112ZM176 177V176H175ZM226 177V176H224ZM239 177V178H240ZM111 178V177H110ZM109 178V179H110ZM197 178V177H196ZM200 178V176H199ZM227 178V177H226ZM233 178V177H232ZM237 178V177H236ZM189 179V177H188ZM187 179V180H188ZM191 179V178H190ZM193 179V178H192ZM219 179V177L217 178V180ZM228 179V178H227ZM230 179V178H229ZM107 180V179H106ZM111 180V179H110ZM156 180V179H155ZM168 180V179H167ZM201 180V179H200ZM203 180V179H202ZM213 180V179H211ZM232 180V179H231ZM235 180V179H234ZM238 180V179H237ZM112 181V180H111ZM109 181V182H111ZM185 181V180H184ZM191 181V180H190ZM195 181L196 183V180H193ZM223 181V180H222ZM229 181V180H228ZM227 181V182H228ZM236 181V180H235ZM120 182V181H119ZM122 182V181H121ZM174 182V181H173ZM178 182V181H177ZM199 182V181H197ZM201 182V181H200ZM210 182V181H209ZM225 182V181H224ZM223 182V183H224ZM112 185H113V181L111 182ZM213 183V182H212ZM117 184V183H115ZM123 184V183H122ZM121 184V185H122ZM193 184V183H192ZM201 184V183H200ZM211 184V183H210ZM217 184V183H216ZM226 184V183H225ZM230 184V183H229ZM233 184V182H232ZM231 184V185H232ZM119 185V184H118ZM126 185V184H125ZM179 185V184H178ZM184 185V184H183ZM198 185V184H197ZM205 185V184H204ZM223 185V184H222ZM230 185V186H231ZM234 185V184H233ZM240 185V184H239ZM115 187L117 185H114ZM132 186V185H131ZM215 186V185H214ZM219 186V185H218ZM236 186V185H235ZM243 186V185H242ZM193 187V186H192ZM222 188V186H220ZM190 188V187H189ZM206 188V186H205ZM219 188V187H217ZM226 188V187H224ZM234 188V187H233ZM237 188V187H236ZM253 188V187H252ZM187 189H188V186H187ZM213 189V188H212ZM229 189V188H228ZM239 189V188H237ZM236 189V190H237ZM245 189V188H244ZM254 189V188H253ZM180 190V189H178ZM191 190V189H190ZM200 190V189H199ZM227 190V189H226ZM232 190V188H231ZM201 191V190H200ZM224 191V190H223ZM228 191V190H227ZM234 191H235V188H234ZM252 191V190H251ZM255 191V190H254ZM187 192V191H186ZM218 192V190H217ZM243 192V191H242ZM256 192V191H255ZM254 192V193H255ZM188 193H190L188 191ZM210 193V192H209ZM220 193V192H219ZM233 193V192H232ZM245 193V192H244ZM243 193V194H244ZM215 194V193H214ZM224 194H228V193H225ZM223 194V195H224ZM264 194V193H263ZM207 195V194H205ZM212 195V193H211ZM221 195V194H219ZM218 195V197H220ZM229 195V194H228ZM235 195V193H234ZM249 195V194H248ZM178 196V195H177ZM185 196V195H184ZM192 196V195H191ZM204 196V194H203ZM208 196V195H207ZM230 196V195H229ZM236 196V195H235ZM258 196V194H257ZM200 197V196H199ZM211 197V196H210ZM224 197V196H223ZM227 197V196H226ZM192 198V197H191ZM196 198V197H195ZM221 198H222V195H221ZM225 198V197H224ZM231 198V197H230ZM229 198V200H230ZM234 198V197H233ZM238 198V197H237ZM247 198V197H246ZM227 199V198H226ZM250 199V198H249ZM191 200V199H190ZM196 200V199H195ZM207 200V198H206ZM215 199H213L214 201ZM228 200V201H229ZM248 200V198H247ZM129 201V200H128ZM198 201V200H197ZM205 201V200H204ZM235 201V200H234ZM250 201V200H249ZM260 201V199L258 200ZM216 202V201H215ZM221 202V201H220ZM226 205L225 202L226 201H223ZM231 200H230V204H231ZM250 203V202H249ZM258 203V202H257ZM263 205L260 206L259 208L263 209L264 210V203L261 202ZM185 204V203H184ZM211 204V203H210ZM214 204V203H213ZM221 204V203H220ZM229 204V202H228ZM227 206L229 207L230 205ZM127 205V204H126ZM197 205V204H196ZM212 205V204H211ZM219 205V203L217 204V206ZM224 205V206H225ZM239 205V204H238ZM250 206V204H248ZM258 205V204H257ZM260 205V204H259ZM207 206V205H206ZM220 206V205H219ZM223 206V205H222ZM223 206V208H224ZM226 206V208H227ZM248 206V207H249ZM214 207V206H213ZM251 207V206H250ZM256 207V206H254ZM258 207V206H257ZM246 209L245 210H248L247 209V205L245 206ZM205 209V208H204ZM220 209V208H219ZM243 209V208H242ZM255 209V208H254ZM156 210V209H155ZM160 210V209H159ZM158 210V211H159ZM208 210V209H207ZM214 210V209H213ZM153 211V210H152ZM158 211H155V212H158ZM162 212V210H160ZM211 211V210H210ZM219 211V210H217ZM166 212V211H165ZM170 212V211H169ZM172 212V211H171ZM170 212V213H171ZM209 212V211H208ZM220 212V211H219ZM247 212V211H246ZM164 213V212H163ZM218 213V212H217ZM224 213V212H223ZM244 213V212H243ZM261 213V212H260ZM162 214V213H161ZM160 214V215H161ZM174 214V213H173ZM210 214V213H209ZM240 214V213H239ZM175 215V214H174ZM208 215V214H207ZM226 215H227V212H226ZM248 215V214H247ZM255 215V214H254ZM258 215V214H257ZM158 216V215H157ZM162 216V215H161ZM167 216V215H166ZM213 216V215H212ZM218 216V215H217ZM222 216V215H220ZM219 216V218H220ZM224 216V214H223ZM222 216V217H223ZM159 217V216H158ZM165 217V216H164ZM228 217V216H227ZM226 217V218H227ZM245 217V216H244ZM254 217V216H253ZM258 217V216H257ZM166 218V217H165ZM164 218V219H165ZM168 218V217H167ZM179 218V217H178ZM183 218V217H181ZM185 218V217H184ZM238 218V217H237ZM236 218V219H237ZM248 218V217H247ZM260 218V217H258ZM163 219V220H164ZM169 219H170V215H169ZM189 219V218H188ZM187 219V220H188ZM240 219V218H239ZM252 219V218H251ZM263 219V218H262ZM172 220V219H171ZM179 220V219H178ZM182 220V219H181ZM184 220V219H183ZM190 220V219H189ZM247 220V219H246ZM250 220V219H249ZM253 221V220H252ZM257 221V220H256ZM264 221V220H263ZM262 221V222H263ZM165 223L168 221H164ZM177 222V221H176ZM181 222V221H179ZM186 222V221H185ZM225 222V220H224ZM246 222V221H245ZM249 222V221H247ZM258 222V221H257ZM261 222V221H259ZM189 223V222H188ZM221 223V222H220ZM233 223V222H232ZM238 223V222H237ZM251 223V222H250ZM161 224V222H160ZM164 224V223H163ZM181 224V223H180ZM193 224V223H192ZM243 224V222L241 223ZM246 224V223H245ZM259 224V223H258ZM262 224V223H261ZM260 224V225H261ZM168 225V224H166ZM170 225V224H169ZM172 225V224H171ZM214 225V223H213ZM223 225V224H221ZM240 225V223H239ZM250 225V224H249ZM252 225H253V222H252ZM264 225V223H263ZM189 226V225H188ZM202 226V225H201ZM237 226V225H236ZM256 226V225H255ZM132 227V226H131ZM174 227V226H173ZM190 227V226H189ZM198 227V226H197ZM215 227V226H213ZM242 227V226H241ZM244 228H248V226H243ZM242 227V228H243ZM231 228V227H229ZM233 228V227H232ZM231 228V229H232ZM236 228V227H235ZM241 228V229H242ZM250 228V227H249ZM248 228V230H249ZM255 228V227H254ZM171 229V228H170ZM175 230L177 228H174ZM179 230H181L180 228H178ZM184 229V228H182ZM193 229V228H192ZM213 229V228H212ZM216 229V228H215ZM219 229V228H218ZM234 229V228H233ZM258 229V228H257ZM263 228H261L262 230ZM185 230H187V228H185ZM221 230V228H220ZM243 230V229H242ZM260 230V232H261ZM174 231V230H173ZM183 231V230H181ZM193 231V230H192ZM223 231V230H222ZM237 231V230H236ZM250 231V230H249ZM188 232V230H187ZM191 232V230H190ZM235 232V231H234ZM242 232V231H241ZM245 232V231H244ZM250 232H253V231H250ZM259 232V231H258ZM176 233V231H175ZM184 233V232H183ZM212 233V231H211ZM214 233V232H213ZM222 233V232H221ZM232 233V231H231ZM246 233V232H245ZM244 233V234H245ZM249 233V232H248ZM185 234H190V233H184ZM224 234V233H223ZM222 234V235H223ZM226 234V233H225ZM235 234V233H234ZM240 234V233H239ZM259 234V233H258ZM176 235V234H175ZM183 235V236H184ZM238 235V234H237ZM236 235V237H237ZM242 235V234H241ZM249 235V234H248ZM251 235V234H250ZM178 236V234L176 235ZM181 237H183L182 235H179ZM217 236V234H216ZM230 236V235H229ZM235 236V235H234ZM256 236V235H255ZM264 236V235H263ZM262 236V237H263ZM213 237V236H212ZM240 237V235H239ZM243 237V235H242ZM246 237V236H245ZM260 237V236H259ZM177 238V237H176ZM180 238V237H178ZM177 238V239H178ZM184 238V237H183ZM181 238V239H183ZM186 238V237H185ZM187 238L188 235H187ZM205 238V237H204ZM209 238V237H208ZM226 238V237H225ZM228 238V237H227ZM248 237H246L247 239ZM251 238V237H250ZM247 239V241H249V239ZM254 238V237H253ZM261 238V237H260ZM259 238V239H260ZM180 239V240H181ZM201 239V238H200ZM214 239V238H213ZM224 239V238H223ZM264 239V237H263ZM179 240V239H178ZM210 240V239H209ZM218 241L220 240L217 239ZM222 240V239H221ZM225 240V239H224ZM229 240V239H228ZM236 240V239H235ZM234 240V242L236 243V241ZM239 240V239H238ZM252 240V239H251ZM255 240V239H254ZM187 241V240H186ZM202 241V240H201ZM211 241V240H210ZM217 241V242H218ZM241 241H243V239H241ZM185 242V241H184ZM184 242H181V243H184ZM213 242V241H211ZM229 242V241H228ZM233 242V241H232ZM240 242V241H239ZM245 242V241H244ZM254 242V241H253ZM188 243V242H187ZM185 243V244H187ZM190 243V242H189ZM197 243V242H196ZM225 243V242H224ZM231 243V241H230ZM250 243V242H249ZM252 243V241H251ZM255 243V242H254ZM260 243V242H259ZM262 243V242H261ZM264 243V242H263ZM262 243V244H263ZM219 244V243H218ZM221 244V243H220ZM226 244V243H225ZM234 244V243H233ZM243 244V242H242ZM241 244V245H242ZM248 244V242H247ZM189 245V244H188ZM204 244H202L203 246ZM212 245V243H211ZM214 245V243H213ZM224 245V244H223ZM228 245V244H227ZM240 245V246H241ZM249 245V244H248ZM260 245V244H259ZM258 245V246H259ZM185 246V245H184ZM187 246V245H186ZM197 246V245H196ZM229 246H231L229 244ZM236 246V245H235ZM250 246V245H249ZM264 246V245H263ZM191 247V246H189ZM187 247V248H189ZM199 247V246H198ZM210 247V246H208ZM215 247V246H214ZM226 247V246H225ZM224 247V248H225ZM238 247H239V244H238ZM244 247V246H243ZM241 247V249L243 248ZM251 247H253L251 245ZM251 247H247V250L248 251V248H251ZM184 248V247H183ZM182 248V249H183ZM186 248V247H185ZM201 248V247H200ZM199 248V250H200ZM212 248V247H211ZM216 248H217V244H216ZM220 248V247H219ZM227 248V247H226ZM235 248V247H233ZM191 249V248H190ZM214 249V248H213ZM223 249V248H222ZM228 249V248H227ZM226 249V250H227ZM237 249V248H236ZM241 249L239 251H241ZM198 250V249H197ZM238 250V249H237ZM236 250V251H237ZM243 250V249H242ZM250 250V249H249ZM255 252H257V247H255ZM203 251V250H202ZM216 251V249H215ZM220 251V249H219ZM223 251V250H222ZM230 251V250H229ZM245 251V252H246ZM252 251V249H251ZM181 252V251H180ZM234 252V251H233ZM244 252V251H243ZM254 252V249L253 251ZM260 252H261V249H260ZM206 253V252H205ZM211 253V252H210ZM209 253V254H210ZM217 253V252H216ZM236 253V252H234ZM248 253V252H247ZM246 253V254H247ZM263 253V252H261ZM186 254V253H185ZM184 254V255H185ZM187 254H188V250H187ZM219 254V253H218ZM216 254V255H218ZM224 254V253H223ZM232 254V253H231ZM253 254V253H252ZM257 256H258V253H256ZM207 255V254H205ZM212 255V254H211ZM230 255V254H229ZM235 255V254H234ZM179 256V255H178ZM181 256H183L181 254ZM187 255H185L184 257H186ZM209 256V255H208ZM248 256V254H247ZM177 257V256H176ZM202 257V256H200ZM200 257H196L198 258V260L200 259ZM207 257V256H206ZM217 257V256H216ZM215 257V258H216ZM231 257V256H230ZM234 257V256H233ZM178 258V257H177ZM182 258V257H181ZM181 258H178L179 261ZM205 258V257H204ZM208 258V257H207ZM214 258V259H215ZM218 259L219 256L217 257ZM243 258V257H242ZM248 258V257H247ZM255 258V257H254ZM254 258H251V259H254ZM261 258H264V257H261ZM175 259V258H174ZM177 259V261H178ZM213 259V258H212ZM211 259V260H212ZM225 259V258H224ZM223 259V260H224ZM227 259V258H226ZM241 259V258H240ZM250 259V261H251ZM256 259V258H255ZM186 260H188V258L186 257ZM194 260V259H193ZM192 260V261H193ZM210 261V259H208ZM208 260H206L208 262ZM229 260V259H227ZM244 259H242L243 261ZM260 260V259H259ZM176 261V262H177ZM178 261V262H179ZM195 261V260H194ZM200 261V260H199ZM197 262L195 264H198V263H202V262ZM216 261V260H215ZM225 261V260H224ZM235 261H239L240 260H235ZM246 261V260H245ZM253 261V260H252ZM251 261V262H252ZM257 261V260H256ZM263 261V260H262ZM183 262V261H181ZM181 262H179L178 264H180ZM188 262V261H187ZM223 262V261H221ZM226 262V261H225ZM229 261H227L226 264H228ZM231 262H234L231 260ZM249 262V261H248ZM194 263V262H193ZM218 263V262H217ZM238 263V262H237ZM241 263V262H240ZM239 263V264H240ZM205 264V263H203ZM212 264V263H211ZM214 264V263H213ZM220 264V263H219ZM224 264V263H223ZM231 264V263H230Z\"/></svg>",
  "mask_w": 264,
  "mask_h": 264
}]
</instances>
